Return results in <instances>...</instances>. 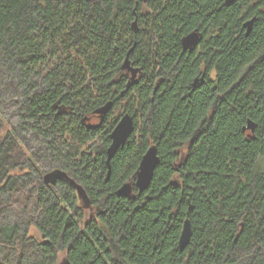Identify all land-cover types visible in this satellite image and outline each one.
Instances as JSON below:
<instances>
[{"label":"trees","instance_id":"trees-1","mask_svg":"<svg viewBox=\"0 0 264 264\" xmlns=\"http://www.w3.org/2000/svg\"><path fill=\"white\" fill-rule=\"evenodd\" d=\"M0 264H264V0H0Z\"/></svg>","mask_w":264,"mask_h":264},{"label":"water","instance_id":"water-1","mask_svg":"<svg viewBox=\"0 0 264 264\" xmlns=\"http://www.w3.org/2000/svg\"><path fill=\"white\" fill-rule=\"evenodd\" d=\"M144 4H147L151 0H141ZM238 0H226L227 5L234 4ZM255 18L248 21L245 24V28L247 30L246 34H249L252 29L255 22ZM203 39L202 34L199 31H195L188 36H186L182 40V47L184 52H193L201 43ZM126 68L129 70H132L129 65V59L126 60ZM138 75V72L134 71L132 80L134 81ZM198 80H196L195 83H197ZM112 103L107 104L105 107L99 109L96 113L100 116V123L96 125H89V128L95 129L99 128L106 115L111 111L112 109ZM257 125L253 121L249 120L247 126L244 128V132L249 131V136H254L256 132ZM135 132V119L130 114L124 115L120 121L118 122L116 128L112 132L110 138H111V145L107 150V166H108V177L107 180L110 178L111 175V162L115 155L118 153V151L121 148H124L127 142L129 141L130 137ZM160 163V157L158 154V148L155 145H152L149 150L147 151L146 155L143 157L139 170L136 174V181L135 183H127L122 188H120L117 191V195L119 197H127L130 198L134 194V187L137 188L141 193L145 192L149 189L152 180L155 175V171ZM64 175H62L61 172L55 171L50 174H47L44 177V180L47 184H55L58 180L63 178ZM177 182H173L172 185H176ZM192 237V227L191 222L189 220H186L184 224V229L180 238V248L181 250L185 249Z\"/></svg>","mask_w":264,"mask_h":264},{"label":"rangeland","instance_id":"rangeland-1","mask_svg":"<svg viewBox=\"0 0 264 264\" xmlns=\"http://www.w3.org/2000/svg\"><path fill=\"white\" fill-rule=\"evenodd\" d=\"M146 8V7H145ZM146 10V9H145ZM33 236H35V237H38V234L36 233V232H33ZM63 259H64V255L62 254L61 255V261H63Z\"/></svg>","mask_w":264,"mask_h":264}]
</instances>
